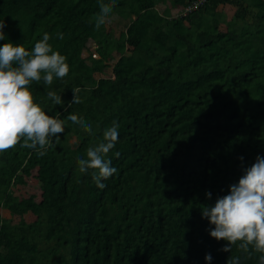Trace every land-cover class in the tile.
<instances>
[{
  "label": "trees",
  "instance_id": "16d2710c",
  "mask_svg": "<svg viewBox=\"0 0 264 264\" xmlns=\"http://www.w3.org/2000/svg\"><path fill=\"white\" fill-rule=\"evenodd\" d=\"M167 1L104 0L113 12L96 29L99 0H0V46L31 49L47 32L70 65L63 79L32 84L36 101L94 132L68 121L44 156L20 145L0 153V264H259L258 253L222 251L228 242L210 236L201 207L264 156V0H170L161 10ZM175 7L184 10L172 18ZM114 18L128 21L118 38ZM73 88L82 103L65 112ZM114 120L119 142L106 158L118 172L101 189L77 158Z\"/></svg>",
  "mask_w": 264,
  "mask_h": 264
},
{
  "label": "clouds",
  "instance_id": "9594fccd",
  "mask_svg": "<svg viewBox=\"0 0 264 264\" xmlns=\"http://www.w3.org/2000/svg\"><path fill=\"white\" fill-rule=\"evenodd\" d=\"M112 12L111 2L99 0V12L93 17L96 29L105 25ZM5 27L4 20H0V40L6 38ZM56 36L63 39V33ZM51 39L45 32L31 49L11 42L0 46V153L20 145L44 156L53 146L51 138L55 137L57 144L60 142L59 137L65 133L68 121L94 135L92 124L84 118L69 114L62 119L59 112L50 115L36 101L31 87L34 82L51 85L54 78L63 79L70 72L67 57L54 50ZM72 91L73 100L64 107L65 112L73 104L82 103L81 89L73 88ZM47 97L54 105L65 104L55 91H48ZM119 129L118 121H112L111 126L104 129L100 142L87 148L86 158H77L79 171L90 174L101 189L106 187L103 181L118 172L106 157L119 142ZM239 159L243 161L244 158ZM206 195L211 199V192ZM201 215L214 226L209 229L210 236L228 242L222 251L232 252L235 246L247 258L258 253L259 264H264V156H257L255 163L244 169L238 183L230 185L228 194L218 197L214 205H202ZM205 259L211 262V254H206ZM227 264H241V257L231 255Z\"/></svg>",
  "mask_w": 264,
  "mask_h": 264
},
{
  "label": "rangeland",
  "instance_id": "374dc122",
  "mask_svg": "<svg viewBox=\"0 0 264 264\" xmlns=\"http://www.w3.org/2000/svg\"><path fill=\"white\" fill-rule=\"evenodd\" d=\"M167 8H170V0H168L166 2V4H163L161 6V10H164V9H167ZM159 9H160V6H159ZM220 9H222V8H220ZM183 10L184 9H182V11ZM182 11L178 7H175V8H172L170 10L169 14H170V16L172 18H176L179 13L180 14L182 13ZM230 18H231V15L225 14L224 15V22H228V20ZM247 21L251 22L252 18L251 17L247 18ZM127 22L128 21L123 19V18L122 19L121 18H119V19L118 18H114V19L108 20L107 27L113 33V35L118 38L121 35L122 29L124 28V26H126ZM241 25H243V22L239 21L238 22V26H241ZM94 57L99 58L98 55H94ZM1 214H2L3 217H8V214L6 212H2Z\"/></svg>",
  "mask_w": 264,
  "mask_h": 264
},
{
  "label": "built area",
  "instance_id": "2783aa9c",
  "mask_svg": "<svg viewBox=\"0 0 264 264\" xmlns=\"http://www.w3.org/2000/svg\"><path fill=\"white\" fill-rule=\"evenodd\" d=\"M196 8H198L197 4L191 5V6H189L188 8H186V9L184 10V11H185L184 13H185V14H188V13L194 11Z\"/></svg>",
  "mask_w": 264,
  "mask_h": 264
}]
</instances>
